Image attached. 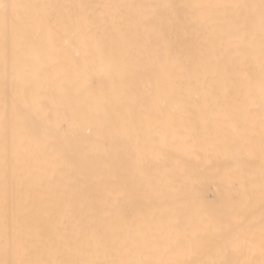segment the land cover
Instances as JSON below:
<instances>
[{"label":"snow or ice","instance_id":"obj_1","mask_svg":"<svg viewBox=\"0 0 264 264\" xmlns=\"http://www.w3.org/2000/svg\"><path fill=\"white\" fill-rule=\"evenodd\" d=\"M0 264H264V0H0Z\"/></svg>","mask_w":264,"mask_h":264},{"label":"bare ground","instance_id":"obj_2","mask_svg":"<svg viewBox=\"0 0 264 264\" xmlns=\"http://www.w3.org/2000/svg\"><path fill=\"white\" fill-rule=\"evenodd\" d=\"M204 195L209 201H212L216 198L217 192L214 186H207L204 190Z\"/></svg>","mask_w":264,"mask_h":264}]
</instances>
